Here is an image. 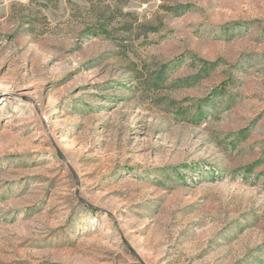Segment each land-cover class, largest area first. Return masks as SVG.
Listing matches in <instances>:
<instances>
[{
  "label": "rangeland",
  "instance_id": "rangeland-1",
  "mask_svg": "<svg viewBox=\"0 0 264 264\" xmlns=\"http://www.w3.org/2000/svg\"><path fill=\"white\" fill-rule=\"evenodd\" d=\"M0 264H264V0H0Z\"/></svg>",
  "mask_w": 264,
  "mask_h": 264
},
{
  "label": "trees",
  "instance_id": "trees-1",
  "mask_svg": "<svg viewBox=\"0 0 264 264\" xmlns=\"http://www.w3.org/2000/svg\"><path fill=\"white\" fill-rule=\"evenodd\" d=\"M104 16H105V15H103V13H102V15H98V19H97V20L100 21V23L102 22V24H100V27H102V28L105 29V28H106V24H105L104 21H103L104 18H105ZM102 28H101V29H102ZM105 32H107V31H105Z\"/></svg>",
  "mask_w": 264,
  "mask_h": 264
}]
</instances>
